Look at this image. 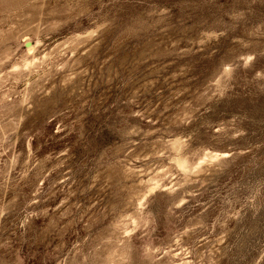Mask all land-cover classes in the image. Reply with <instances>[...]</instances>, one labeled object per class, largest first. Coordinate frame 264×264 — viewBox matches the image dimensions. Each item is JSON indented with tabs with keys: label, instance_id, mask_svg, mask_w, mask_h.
Here are the masks:
<instances>
[{
	"label": "rangeland",
	"instance_id": "rangeland-1",
	"mask_svg": "<svg viewBox=\"0 0 264 264\" xmlns=\"http://www.w3.org/2000/svg\"><path fill=\"white\" fill-rule=\"evenodd\" d=\"M0 264H264V0H0Z\"/></svg>",
	"mask_w": 264,
	"mask_h": 264
}]
</instances>
